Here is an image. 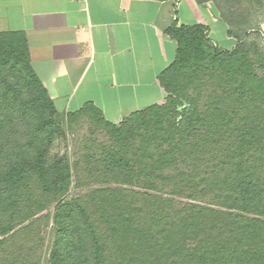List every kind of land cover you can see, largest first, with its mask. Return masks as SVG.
Segmentation results:
<instances>
[{"label":"trees","instance_id":"obj_1","mask_svg":"<svg viewBox=\"0 0 264 264\" xmlns=\"http://www.w3.org/2000/svg\"><path fill=\"white\" fill-rule=\"evenodd\" d=\"M240 2L229 50L171 24L164 101L118 122L91 102L59 116L24 34L0 31V264H43L49 223L45 264H264V34ZM80 119L104 139L52 152Z\"/></svg>","mask_w":264,"mask_h":264},{"label":"crops","instance_id":"obj_2","mask_svg":"<svg viewBox=\"0 0 264 264\" xmlns=\"http://www.w3.org/2000/svg\"><path fill=\"white\" fill-rule=\"evenodd\" d=\"M249 2V4H247ZM238 13L264 34V0ZM232 0H0V31L22 32L30 65L59 112L93 103L111 122L164 101L157 75L174 58L171 24H202L229 50ZM249 10V12H248Z\"/></svg>","mask_w":264,"mask_h":264},{"label":"rangeland","instance_id":"obj_3","mask_svg":"<svg viewBox=\"0 0 264 264\" xmlns=\"http://www.w3.org/2000/svg\"><path fill=\"white\" fill-rule=\"evenodd\" d=\"M264 48V44L261 46ZM59 116H65L67 112H59ZM91 131L93 133H91ZM90 138L103 140L104 133L100 129H94L86 119H80L73 124L70 128L64 127V137L62 135L57 136L51 151H57L59 154L66 153L71 160H75L83 152L84 147L89 145ZM73 189L71 188V191ZM52 211V208H50ZM50 223L46 229L42 230L43 243H42V259L45 264V259L48 255L49 246L51 244Z\"/></svg>","mask_w":264,"mask_h":264}]
</instances>
